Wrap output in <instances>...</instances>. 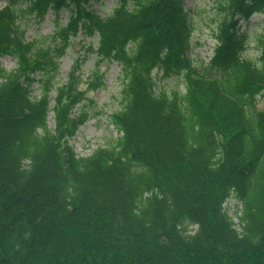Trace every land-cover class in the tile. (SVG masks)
<instances>
[{"label":"trees","instance_id":"16d2710c","mask_svg":"<svg viewBox=\"0 0 264 264\" xmlns=\"http://www.w3.org/2000/svg\"><path fill=\"white\" fill-rule=\"evenodd\" d=\"M23 1L0 7V57L15 62L0 66V264H264V32L254 62L239 25L264 0H213L206 65L189 54L186 0H116L107 16L89 0ZM61 8L66 25L24 38V13ZM79 30L123 79L108 114L116 137L84 156L69 139L88 116L73 113L85 92L74 70L58 79ZM157 66L182 88H157ZM91 77L103 84V72Z\"/></svg>","mask_w":264,"mask_h":264},{"label":"rangeland","instance_id":"374dc122","mask_svg":"<svg viewBox=\"0 0 264 264\" xmlns=\"http://www.w3.org/2000/svg\"><path fill=\"white\" fill-rule=\"evenodd\" d=\"M8 0H0V7ZM92 7L96 9L98 14L103 16L111 14L112 8L116 5V0H90ZM25 3L21 2L16 7H24ZM90 8V6H88ZM186 7L190 10L191 21L193 24L192 36L190 41V53L197 63H207L214 47V38L212 37V27L215 26L218 13L214 9L213 0H187ZM68 10L60 9L57 14L48 10L44 20L38 21L36 17L27 13L23 14L21 25L26 28L25 38L41 40L42 36L52 34L58 29V26L67 23ZM249 21L242 22V29L247 30L249 34V46L244 51V56L254 58L257 57V41L254 40L257 34L264 32V13H255ZM98 36H86L84 32L79 31L78 34L71 36L70 43L66 48V52L58 58L59 81L63 82L69 71L75 68L78 63V72L74 74L80 81L78 89L85 93V100L81 101L74 110V113L85 110L89 114L88 118L80 125L79 129L70 139L76 152L80 156L89 154L97 145H103L107 141L116 137V131L110 124L109 116L112 110L118 107L117 102L118 91L122 86V74L120 65L113 61L102 60L96 54ZM51 41V40H48ZM0 66L6 69H12L15 66L14 59L10 56L2 55L0 57ZM103 72V84L98 88H91L88 80L90 75L98 69ZM152 76L155 78L157 88L169 91L171 88L180 89L183 86V77L169 76L164 77L161 68H154ZM37 83L34 85L33 94L40 92ZM258 108H264V97H260L257 102ZM48 125L53 126L54 119L52 113L48 114ZM224 208L229 214L236 219L235 212L240 214V204L237 200L230 196L224 203Z\"/></svg>","mask_w":264,"mask_h":264}]
</instances>
